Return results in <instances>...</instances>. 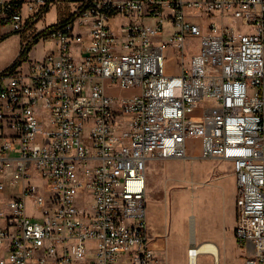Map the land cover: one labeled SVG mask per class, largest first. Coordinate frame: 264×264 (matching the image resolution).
<instances>
[{
    "label": "built area",
    "instance_id": "1",
    "mask_svg": "<svg viewBox=\"0 0 264 264\" xmlns=\"http://www.w3.org/2000/svg\"><path fill=\"white\" fill-rule=\"evenodd\" d=\"M53 1L0 0V32L34 37ZM67 19L58 49L0 71V264H152L148 167L191 138L233 165L234 236L264 264V0H79Z\"/></svg>",
    "mask_w": 264,
    "mask_h": 264
},
{
    "label": "rangeland",
    "instance_id": "2",
    "mask_svg": "<svg viewBox=\"0 0 264 264\" xmlns=\"http://www.w3.org/2000/svg\"><path fill=\"white\" fill-rule=\"evenodd\" d=\"M78 3L79 0H54L44 17L38 21L37 27L41 28L46 24L50 26L68 18ZM24 13H29L27 7L24 8ZM229 16L227 14L223 19L225 25H230ZM221 18L219 13H215L211 20L220 21ZM153 20L152 17H148L145 22L152 23ZM209 20L206 19L207 22ZM233 26L242 28V23L236 21ZM175 31L176 27L171 24V19L166 17L164 32L159 33L153 39L165 42ZM34 37L14 32L11 25L4 27L0 32V70L18 61L23 40L28 39L30 42ZM189 43L190 51H194L198 48L199 40L191 39ZM56 49L58 45L54 39L40 38L29 51L28 58L35 61ZM165 54L167 70L170 72L178 70L179 57L174 47L169 46ZM19 64L23 69H27L29 65L28 61L24 60ZM112 92L127 95L131 91L117 88ZM200 142V138L188 140L189 157L153 161L148 167V220L158 233L155 240L157 258L154 264H190L186 253L187 248L197 244L201 239L212 240L220 245L225 264H245L247 248L239 244L236 238L234 239L233 232V165L221 159L198 157ZM20 188L21 183L15 187L17 191ZM203 193L205 195L202 198ZM28 211L32 212L30 203ZM192 214L197 216L194 226L189 218L190 215L191 219L194 218ZM126 261L128 262L129 259ZM199 264H215V258L212 255H202Z\"/></svg>",
    "mask_w": 264,
    "mask_h": 264
},
{
    "label": "bare ground",
    "instance_id": "3",
    "mask_svg": "<svg viewBox=\"0 0 264 264\" xmlns=\"http://www.w3.org/2000/svg\"><path fill=\"white\" fill-rule=\"evenodd\" d=\"M181 159H184V158H181ZM193 220L194 218L191 219L192 222ZM186 253L189 257L188 259H189L190 264H199L200 256L206 255L208 253L212 254L215 257V260H217L219 264L222 258V249L220 245L217 242L212 241V240H201L197 244L188 246Z\"/></svg>",
    "mask_w": 264,
    "mask_h": 264
},
{
    "label": "crops",
    "instance_id": "4",
    "mask_svg": "<svg viewBox=\"0 0 264 264\" xmlns=\"http://www.w3.org/2000/svg\"><path fill=\"white\" fill-rule=\"evenodd\" d=\"M121 21H125V19H119V21H117V19H112L111 21H110V25H111V27L113 28V29H115V31H117V34H119V25H120V22ZM55 22H57V20L55 21ZM172 24V23H171ZM46 26H48V24H46L45 26H42L40 29H42L43 27H46ZM172 35V34H171ZM170 35V36H171ZM170 36L168 37V39L170 38ZM174 51L176 52L177 50L174 48ZM198 51V48L197 49H195L194 51H193V53H196ZM176 54H177V52H176ZM178 55V54H177ZM189 56H190V54H189ZM179 57V56H178ZM11 65V63L10 64H8L6 67H4V68H2V70H4V69H6V68H8L9 66ZM1 71V70H0ZM168 72L169 73H172V74H176V73H178L179 72V68H178V70H176V71H173V72H170L169 70H168ZM232 179L234 180L233 182V184H234V200H233V205H232V207H233V216H234V225H233V232H234V230H235V183H236V177H235V174H234V176H232ZM202 195V198H203V196L205 195V193H203V194H201ZM147 212H148V209H147ZM192 216H194V220H193V226H194V222L196 221V215L195 214H192ZM189 218H190V221H191V215L189 216ZM174 221H175V216H174V219H173V226H174ZM222 223H223V219H222ZM149 224H150V222H149ZM150 226L153 228V230L154 231H156V228L152 225V224H150ZM194 235H195V230H194ZM234 239H235V236H234ZM202 240V239H201ZM236 240V239H235ZM154 247H155V243H154ZM206 255H212V254H206ZM155 256H156V258H157V255H156V250H155ZM213 256V255H212ZM214 257V256H213ZM215 258V257H214ZM156 260V259H155ZM152 264H154V262L152 263ZM215 264H219L218 263V261L217 260H215ZM220 264H225V258L224 257H222L221 258V261H220Z\"/></svg>",
    "mask_w": 264,
    "mask_h": 264
},
{
    "label": "trees",
    "instance_id": "5",
    "mask_svg": "<svg viewBox=\"0 0 264 264\" xmlns=\"http://www.w3.org/2000/svg\"><path fill=\"white\" fill-rule=\"evenodd\" d=\"M67 20H68L67 18L64 20H60V22H58L56 24H52V25L48 26L46 29H44L41 32H39L38 34H36L34 39L32 41L28 42L26 47L21 50L18 61H15L12 65L9 66V68L16 67L17 65H19V63L26 58L27 54L32 49L33 45H35L39 41L40 38H43V37L46 38L52 30L59 27L60 24L64 23Z\"/></svg>",
    "mask_w": 264,
    "mask_h": 264
}]
</instances>
